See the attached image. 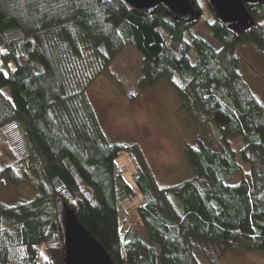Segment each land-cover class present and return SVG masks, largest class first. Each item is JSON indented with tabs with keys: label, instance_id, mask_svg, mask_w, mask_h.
I'll use <instances>...</instances> for the list:
<instances>
[{
	"label": "trees",
	"instance_id": "16d2710c",
	"mask_svg": "<svg viewBox=\"0 0 264 264\" xmlns=\"http://www.w3.org/2000/svg\"><path fill=\"white\" fill-rule=\"evenodd\" d=\"M190 2L197 14L185 22L117 0H0V130L16 124L23 171L33 174L5 170L33 194L0 202V264H64L59 200L115 264H218L201 262L205 248L264 253V100L240 56L249 47L264 58V0L246 4L251 22L235 28L206 0L211 21ZM131 47L141 57L140 89L168 83L180 111L205 121L214 139L183 149L191 176L171 187L157 185L137 144L112 143L88 96ZM123 152L137 166V192L119 172ZM138 195L143 233L120 219Z\"/></svg>",
	"mask_w": 264,
	"mask_h": 264
},
{
	"label": "rangeland",
	"instance_id": "374dc122",
	"mask_svg": "<svg viewBox=\"0 0 264 264\" xmlns=\"http://www.w3.org/2000/svg\"><path fill=\"white\" fill-rule=\"evenodd\" d=\"M205 12V18L212 20L206 9L205 0H196ZM235 28V27H234ZM203 32V31H202ZM242 73L251 89L264 100V58L256 55L249 47L240 49ZM141 57L134 48L126 49L117 61L88 87V96L97 112L101 128L112 143L137 144L143 152L150 174L160 188L174 186L191 176L187 168L183 149L194 140L206 136L213 144L212 133L205 121L196 119L180 111L181 101L177 92L166 82L151 89H140ZM214 145V144H213ZM238 151L240 145L233 142ZM26 148L16 124L8 123L0 130V202L13 205L29 199L32 187L21 181L14 185L5 170L12 167L21 177L33 175L27 169L24 173L23 156ZM126 167L125 180L133 186L137 166L128 153L119 158ZM144 200L138 195L121 208V223L133 231L144 232L139 224L137 210ZM219 258L218 264H264V253H226L205 248L201 262Z\"/></svg>",
	"mask_w": 264,
	"mask_h": 264
},
{
	"label": "water",
	"instance_id": "95a60500",
	"mask_svg": "<svg viewBox=\"0 0 264 264\" xmlns=\"http://www.w3.org/2000/svg\"><path fill=\"white\" fill-rule=\"evenodd\" d=\"M132 11L155 13L166 9L179 20L188 22L196 16L190 0H117ZM212 11L228 27L248 25L251 15L246 4L263 0H206ZM58 223L65 247L64 264H115L107 251L79 222L75 211L59 200L56 204Z\"/></svg>",
	"mask_w": 264,
	"mask_h": 264
},
{
	"label": "built area",
	"instance_id": "2783aa9c",
	"mask_svg": "<svg viewBox=\"0 0 264 264\" xmlns=\"http://www.w3.org/2000/svg\"><path fill=\"white\" fill-rule=\"evenodd\" d=\"M119 172L124 175L126 173V167L125 166H120Z\"/></svg>",
	"mask_w": 264,
	"mask_h": 264
},
{
	"label": "crops",
	"instance_id": "0c3cea01",
	"mask_svg": "<svg viewBox=\"0 0 264 264\" xmlns=\"http://www.w3.org/2000/svg\"><path fill=\"white\" fill-rule=\"evenodd\" d=\"M132 186V185H131Z\"/></svg>",
	"mask_w": 264,
	"mask_h": 264
}]
</instances>
